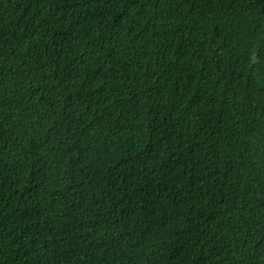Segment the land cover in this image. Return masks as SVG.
Masks as SVG:
<instances>
[{
	"label": "trees",
	"instance_id": "obj_1",
	"mask_svg": "<svg viewBox=\"0 0 264 264\" xmlns=\"http://www.w3.org/2000/svg\"><path fill=\"white\" fill-rule=\"evenodd\" d=\"M0 264H264V0H0Z\"/></svg>",
	"mask_w": 264,
	"mask_h": 264
}]
</instances>
